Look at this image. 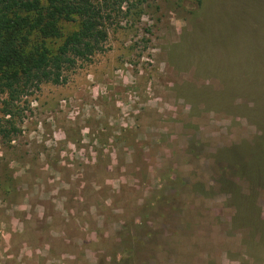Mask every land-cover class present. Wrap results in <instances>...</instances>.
<instances>
[{"label":"rangeland","instance_id":"rangeland-1","mask_svg":"<svg viewBox=\"0 0 264 264\" xmlns=\"http://www.w3.org/2000/svg\"><path fill=\"white\" fill-rule=\"evenodd\" d=\"M108 3L0 112V264H264V0Z\"/></svg>","mask_w":264,"mask_h":264},{"label":"trees","instance_id":"trees-1","mask_svg":"<svg viewBox=\"0 0 264 264\" xmlns=\"http://www.w3.org/2000/svg\"><path fill=\"white\" fill-rule=\"evenodd\" d=\"M109 15L108 0H0L3 118L10 121L14 116L13 104L21 96L43 82H64V71L101 51L107 38ZM74 21L77 28L63 32L61 23ZM55 40L59 43L52 49ZM255 159L259 167L260 159ZM243 173L257 175L246 170Z\"/></svg>","mask_w":264,"mask_h":264}]
</instances>
